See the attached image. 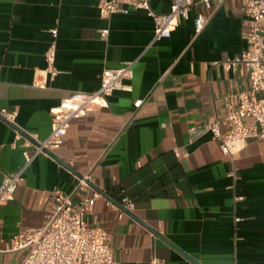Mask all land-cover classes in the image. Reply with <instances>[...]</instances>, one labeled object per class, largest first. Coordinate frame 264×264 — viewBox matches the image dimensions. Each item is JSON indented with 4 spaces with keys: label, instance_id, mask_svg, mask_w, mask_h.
Instances as JSON below:
<instances>
[{
    "label": "crops",
    "instance_id": "obj_1",
    "mask_svg": "<svg viewBox=\"0 0 264 264\" xmlns=\"http://www.w3.org/2000/svg\"><path fill=\"white\" fill-rule=\"evenodd\" d=\"M172 1L150 5L166 13ZM98 2L0 0V114H14L13 126L0 117V183L24 163L23 139L11 145L17 130L45 139L51 109L62 98L97 90L104 68L133 63L130 90L115 91L106 107L72 119L54 155L38 154L26 167L13 199L0 206V249L19 230L43 224L53 188L70 194L89 174L73 201L99 194L84 220L109 233L116 264H150L153 256L166 264H264V142L248 139L232 159L209 132L189 134L194 124L223 119L229 96L249 87L242 65L228 71L221 65L246 45L239 2L195 7L191 16L207 18L199 34L191 17L159 39L144 11L124 12L121 1L119 11L102 16ZM53 40L58 72L48 78L41 71ZM122 190L131 214L115 203ZM24 255L0 251V264H19Z\"/></svg>",
    "mask_w": 264,
    "mask_h": 264
},
{
    "label": "built area",
    "instance_id": "obj_2",
    "mask_svg": "<svg viewBox=\"0 0 264 264\" xmlns=\"http://www.w3.org/2000/svg\"><path fill=\"white\" fill-rule=\"evenodd\" d=\"M124 2L129 9L144 11L154 22V39L168 38L174 28L183 20L192 17L195 35L204 28L207 18L202 12L192 9L202 7L211 8L226 0H173L166 13L154 11L150 0H99L97 7L100 15L109 16L119 11V2ZM244 16L242 38L245 48L232 58L221 62L224 70L235 69L242 65L247 71L249 87L229 96L226 115L223 119L211 118L194 124L189 128L191 137L209 132L216 140L225 156L235 159L245 147L248 139L255 138L264 142V0H237ZM53 39L57 36L56 28H51ZM108 29H102L100 34L105 36ZM45 68L41 71L44 76L53 78L58 70L55 66L56 48L54 40L48 45L44 53ZM132 62H124L115 68H104L100 76V85L93 92H72L62 98L55 108L51 109L52 124L49 135L39 140L35 135L25 137L16 131L12 147L22 141L24 163L15 171L3 173L0 183V206L13 199L14 193L22 180L26 167L38 154L54 152L63 142V137L74 118L86 116L89 112L108 105V98L115 91L130 90L129 81L133 78ZM44 80L34 79V84L43 86ZM142 100L134 101L138 107ZM2 117L10 123L14 122V114L1 111ZM244 118L252 121L251 126L244 124ZM224 125L225 130L221 129ZM229 175H233V172ZM90 175L85 174L70 194H63L58 188L50 193L51 211L46 215L39 227L19 230L13 237L11 244L0 251L23 250L25 255L19 264H116L112 256L110 235L103 228L89 226L84 216L92 211L95 199L94 193L78 202L73 201V194L77 189L88 186ZM120 203L127 209L133 203L124 194ZM240 196L236 197V200ZM150 264H166L165 260L153 256Z\"/></svg>",
    "mask_w": 264,
    "mask_h": 264
},
{
    "label": "water",
    "instance_id": "obj_3",
    "mask_svg": "<svg viewBox=\"0 0 264 264\" xmlns=\"http://www.w3.org/2000/svg\"><path fill=\"white\" fill-rule=\"evenodd\" d=\"M0 117L3 119V120H5L4 119V117H2V115L0 114ZM8 122V121H7ZM10 125H12L13 126V124L12 123H10V122H8ZM18 131H20V130H18ZM49 154L51 155V156H53L54 154L52 153V152H49ZM99 193H101L103 196H105V197H107L108 199H110L111 201H114V200H112V198L110 197V196H108V194L106 193V192H104V191H102L101 189H99V188H95ZM115 203L121 208V210H123L124 212H127V213H130L129 211H128V209L127 208H125L121 203H118V202H116L115 201ZM131 214V213H130ZM158 237H160L159 236V234L157 233V232H154ZM167 244H169V245H171L172 246V244L170 243V242H168V240H166L165 238H163V237H161ZM177 249V248H176Z\"/></svg>",
    "mask_w": 264,
    "mask_h": 264
}]
</instances>
